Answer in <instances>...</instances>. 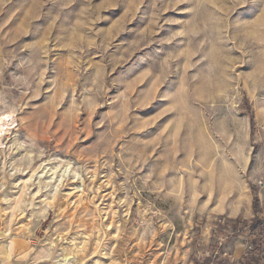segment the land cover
<instances>
[{"label":"rangeland","instance_id":"rangeland-1","mask_svg":"<svg viewBox=\"0 0 264 264\" xmlns=\"http://www.w3.org/2000/svg\"><path fill=\"white\" fill-rule=\"evenodd\" d=\"M0 114L28 264H264V0H0Z\"/></svg>","mask_w":264,"mask_h":264},{"label":"crops","instance_id":"crops-1","mask_svg":"<svg viewBox=\"0 0 264 264\" xmlns=\"http://www.w3.org/2000/svg\"><path fill=\"white\" fill-rule=\"evenodd\" d=\"M26 250V244L21 239L0 241V264H28Z\"/></svg>","mask_w":264,"mask_h":264},{"label":"trees","instance_id":"trees-1","mask_svg":"<svg viewBox=\"0 0 264 264\" xmlns=\"http://www.w3.org/2000/svg\"><path fill=\"white\" fill-rule=\"evenodd\" d=\"M253 209H254V216L250 219V226L252 229L256 230L255 233H257V237H259L261 234L264 233V219L260 218L261 211L256 196H254L253 198ZM235 222L241 223L242 221L239 218H236ZM255 245H256L255 248L259 247V244H255ZM247 257L248 256H246L245 258L247 259Z\"/></svg>","mask_w":264,"mask_h":264},{"label":"bare ground","instance_id":"bare-ground-1","mask_svg":"<svg viewBox=\"0 0 264 264\" xmlns=\"http://www.w3.org/2000/svg\"><path fill=\"white\" fill-rule=\"evenodd\" d=\"M13 116L11 115V114H0V134L2 133V131H3V128L5 127V126H10L9 124L11 123V122H13ZM12 125V124H11ZM6 131V130H5ZM4 131V132H5ZM5 134V133H4ZM3 136V135H2ZM1 136V137H2ZM63 261H62V263L61 264H63V262L64 261H66V260H68V258H64L63 257V259H62Z\"/></svg>","mask_w":264,"mask_h":264}]
</instances>
